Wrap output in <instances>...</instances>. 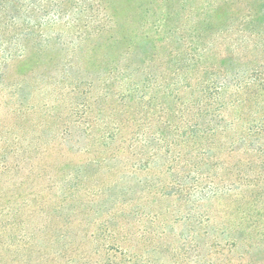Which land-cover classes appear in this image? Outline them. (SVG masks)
Segmentation results:
<instances>
[{
  "label": "trees",
  "instance_id": "obj_1",
  "mask_svg": "<svg viewBox=\"0 0 264 264\" xmlns=\"http://www.w3.org/2000/svg\"><path fill=\"white\" fill-rule=\"evenodd\" d=\"M22 1L0 0V24L8 28L10 21L18 25L23 18L14 48L24 58L31 35L44 25L34 23L33 15L42 12L44 20L48 13L59 16L66 9L65 0H54L46 11L37 8L36 0ZM100 1L104 13L94 39L72 48L80 64L73 56H53L56 45L37 47L42 56L38 88L48 84L50 98L55 96L43 103L47 117L42 119L55 117V127L61 125L63 113L66 119L56 145L36 142L34 151L42 153L43 165H34L33 159L30 175L16 181L15 189L0 192V216L8 218L6 234L15 226L23 229L25 211L29 217L39 210L48 222L37 233L27 227L21 235L22 241L32 237V254L38 250L33 248L35 237H41L39 258L29 256L25 264H150L145 253L133 252L134 232L119 227L116 219L123 218L129 226L146 218L152 225L165 216L159 206L177 201L185 208L172 220L185 222L188 232L183 229L177 235L179 253L173 257L180 256L184 264H257L255 240L262 237L259 230L264 226V172L232 175L222 167L221 149L230 127L236 128L242 119L238 113L228 122L227 110L264 98V0H154L150 5L155 15L148 21L151 34L145 33L144 16L135 31L130 18L120 23L108 1ZM226 8L237 9L236 14H228ZM148 9L147 3L143 13ZM0 37L2 54L8 52L0 59L1 82L14 36L11 41ZM227 94L230 100H225ZM66 98L69 102H61ZM252 134L264 141V131L251 127L238 141L245 145ZM20 142L16 150L22 161L13 165L1 158L0 177L21 170L32 142ZM67 151L84 157L63 160L61 167L51 170L46 163L51 153L63 159ZM41 167L37 177L42 176L46 186L32 185L26 191L27 181ZM111 174L138 177L137 184L120 191L119 183L113 182L118 178L111 179ZM217 201L220 212L235 218L233 225L216 223L211 213L202 211L204 203ZM75 211L80 213L70 217ZM92 214L100 222L86 237L97 243L100 238L110 240L109 249L118 251L120 258L106 251L101 261L99 244L91 251L85 242L74 249L71 231L77 220L85 224L78 216ZM162 220H167L166 232L170 222L168 217Z\"/></svg>",
  "mask_w": 264,
  "mask_h": 264
},
{
  "label": "rangeland",
  "instance_id": "obj_2",
  "mask_svg": "<svg viewBox=\"0 0 264 264\" xmlns=\"http://www.w3.org/2000/svg\"><path fill=\"white\" fill-rule=\"evenodd\" d=\"M53 1L54 0H36V6L37 8H42L46 11V9L49 10L51 5H54ZM104 1H108V5L110 4L112 7L110 13H116V18L120 21V23H123V21H126L127 18H130L129 21L133 24L132 28H134L135 31L139 30L143 24V16L145 25L148 21H151L155 15L154 7L150 5V3L154 0ZM22 3H24V0ZM147 3L149 9L147 12L143 13V8L146 7ZM64 4L66 10L62 12V14H59V16H53V13H48V15H45V19L43 20L41 19L42 12H37V16L36 14L33 15L34 23H42L44 25L41 27V31L36 27L37 29H35V34L33 33L31 35L32 41L31 44H28L29 46L27 45V55H25L24 58H21V52H19V50L16 51L14 48L16 43H18L16 42L18 41L16 33L18 32V27L20 28V26L22 27L23 25V18L18 24L19 26L15 25V22L13 21L6 24L7 26L10 24L8 28L0 24V26L2 25L0 28V35L3 38L4 35H6V37L10 38L11 41L14 36L12 43L8 44V46L12 45V48L9 55L8 65L4 69L5 80L0 82V159L4 157L7 159L6 162H13V165H16L18 159L22 161L20 152L16 150L21 149L20 147H22L23 142H20V140H24L25 138L28 143H34H31L30 148H28L26 159L23 162L21 170L16 173L15 169L13 170V173H10L11 175L9 174L10 176L2 175L0 177V192L3 194L8 192L10 188L15 189L16 181H21L23 178L30 175V167L32 166V161H34L33 159H36V163H34V165H43V161L39 162V159L43 158L42 153H36L34 151L36 142L42 140V142L49 143L50 147L56 145L62 134V123L66 119V115L63 113L60 118L61 125H56V127L55 117L54 119L51 118V120L47 119V121L42 119L45 114L41 109L43 103L45 104L46 102L53 101L55 96L52 94L53 98H50V94L48 93L50 87L48 84L43 88V90L38 88L42 69V56L38 52L37 47L39 44L45 45L46 43H49L52 47L56 45L53 51V56H59L60 60L63 58L65 59V57L70 58L73 56L74 61L77 63L79 61V57L74 55L72 48L94 39V33L96 31L95 28L98 26L99 16L102 18L104 13V11L101 10L104 9V5L101 6L100 0H65ZM11 9L12 6L8 8V11ZM99 9L101 10L100 13ZM236 10L237 9L235 8L225 9L228 14H236ZM1 15L2 12L0 11V16ZM220 16H222V14H220ZM91 19H94V22H90ZM119 29L120 27H117V30ZM145 29L147 30L145 33L151 34L150 22L145 25ZM121 33H123V31H121ZM0 43H2V39ZM2 48H4V45ZM1 50L0 59L1 56H7L8 53L6 51L7 53L2 54ZM242 57L244 56L242 55ZM131 59L132 61H136L135 55H132ZM78 64H80V62H78ZM26 94L28 96L27 98H24V95ZM227 95L228 96L225 97V100H230L229 94ZM64 101L67 103L69 102V99H62L61 102ZM238 113L241 114L242 119L237 121L236 128L232 126L230 127L227 137L223 141L225 147L223 148L224 152L220 148L222 152V167L227 169V171L232 172V175L234 176L240 173L264 172V141L262 142L261 139L259 140L258 136H254V134H252V137L247 140L245 145L243 144V141L242 143L238 141L239 138L244 136L246 127L247 129L251 127L254 131L256 129L260 132L264 131V126L262 125L263 123H261L264 119H260L262 116L264 117V98L263 100H259L258 103L256 101L247 103L244 108L238 107L237 109H232L231 111L227 110V113H225L226 120L228 122L233 120ZM45 116L47 117L46 114ZM42 122L45 123L44 126H42ZM48 154V152L44 153V160H46ZM29 156H31L32 159L27 158ZM83 157L84 156L67 151L62 157L63 159H60L57 154L51 153V156L47 159L48 162L46 163L47 165H52L51 170L55 169L56 171L59 166L61 167V162L63 160L80 161ZM40 170H42V167L39 170H36V175L31 177L29 184L27 181L26 191H28L29 187L32 185L46 186L44 182L42 184V176H40V178L37 177V173ZM110 176L111 179L118 178L117 181L113 182L119 183L120 191L137 184L138 177H113L112 174ZM221 193L225 194L224 191L220 192V194ZM224 196L225 195H222L220 198H223ZM121 197H123V194H121ZM141 205L145 207L143 203H141ZM159 207L164 211V217H168V221L170 222V226L166 232L164 229L165 222L167 220H162L164 217L152 225L146 218H141L140 222L137 221L136 223L129 221V226L125 224L123 218H117L116 224L119 227L125 225L128 227L127 231L134 232V235L131 237V239H133V243H135L133 252H139L141 254L145 253L144 258L148 260L150 264H184V262H181L180 256L173 257V253H179L177 250V235L181 233L183 229L185 230V233H187L188 226L185 222H175L172 219L174 218L176 211H183L185 206L177 201H174L170 203L164 202L162 206ZM130 208L131 206L127 205L125 210H129ZM220 210L221 205H219V201L214 203L207 202L202 206V211L208 212L209 214L211 213L213 217H215L216 223H230L233 225L235 223V218L233 216L226 215L225 211H222L224 213L220 212ZM78 211L81 210L79 209ZM75 213L76 214H73L70 217H74L80 212L75 211ZM28 215L29 210L25 211L23 215H21L23 229L17 230L18 226H15L11 228L10 234L9 231L6 234V229L4 227V223H7L8 218L6 216H0V264H10L12 263L10 262L12 259H14L13 264H25L24 261L28 260L29 256L34 261H37L36 259L39 258L38 250L41 237H35L33 248L38 250L34 251L32 254V251L31 253L29 251L33 242L32 237H25L22 241L21 235L24 234L27 227H31L32 230L36 229L37 233L39 231L38 229L40 227L42 228V226L48 221L46 222V218L40 214L39 210L34 212L33 216L31 215L28 217ZM95 215L96 214H92L90 217L78 216L80 219L85 221V224L79 225L80 221H76L75 224L77 228L71 231V234H74L72 245L74 244L75 249L79 244L85 242L87 244L85 245V249L91 251L93 248L95 250L99 244V256L97 257L101 261H104L106 251L111 254L118 251L109 249L110 247L108 244L110 240L108 239L105 240V238H100L101 241L97 243L93 241L91 237H86H89L90 234L97 230L96 222L99 219H97V216ZM17 217L19 218L20 215ZM138 228H140V231ZM259 231L263 237L264 226ZM262 237L257 238L259 240H255V243L259 245V248L256 251V256L259 259L257 264H264V237ZM257 241L260 242L258 243ZM116 255L120 258L119 253H116ZM18 261L20 262L18 263Z\"/></svg>",
  "mask_w": 264,
  "mask_h": 264
}]
</instances>
